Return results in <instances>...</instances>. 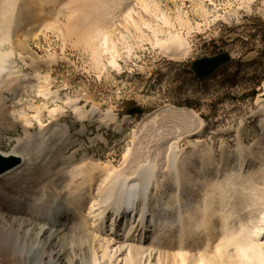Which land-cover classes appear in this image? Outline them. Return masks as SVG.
I'll list each match as a JSON object with an SVG mask.
<instances>
[{"label": "rangeland", "instance_id": "374dc122", "mask_svg": "<svg viewBox=\"0 0 264 264\" xmlns=\"http://www.w3.org/2000/svg\"><path fill=\"white\" fill-rule=\"evenodd\" d=\"M86 1L17 0L8 37L0 43V53H8L0 68V152L16 148L34 163L36 188L46 185L47 195H54L71 168L63 159L73 153L75 165L98 162L100 169L128 173L149 162L165 167L171 149L180 157L199 144L219 160L222 145L226 152L237 148V129L245 146L264 136V0H128L118 8L112 1L107 17ZM222 52L231 61L212 76L200 79L191 70L194 61ZM73 104L112 114L122 126L79 120ZM136 106L142 113L129 114ZM247 212H239L245 226L238 238L257 230L264 204ZM197 231L196 240L181 245L189 252L187 264L203 253L217 264H257L232 244L218 251L219 228Z\"/></svg>", "mask_w": 264, "mask_h": 264}, {"label": "bare ground", "instance_id": "6f19581e", "mask_svg": "<svg viewBox=\"0 0 264 264\" xmlns=\"http://www.w3.org/2000/svg\"><path fill=\"white\" fill-rule=\"evenodd\" d=\"M112 1L117 3V8L128 2L94 0L92 3L96 5L91 7L90 0L87 5L96 15L105 17ZM16 3L17 0H0V43L8 37ZM83 16L81 23L90 17V12ZM7 55V52L0 53V68L4 67ZM261 95L264 101V92ZM73 105L79 120L92 119L117 125V128L122 126L112 114L101 111L94 114L95 110L84 111ZM260 112L264 128V102ZM61 129L65 133L67 126L62 125ZM195 135L190 133L189 137ZM39 136L44 139V133L40 132ZM241 136V129H237V148L226 152L222 145L219 160L213 158L210 147L199 144L180 157L171 149L165 167L158 169L149 162L128 173L108 166L100 169L98 162H81L80 159L75 165L73 153L63 159L69 163L64 167L71 168L63 169L54 195H47L46 185L35 187L30 174L35 172L36 165L25 160L16 148L0 152L22 160L18 166L0 174V263L151 264L150 261L163 260L164 264L166 261V264H176L179 257L182 264H187L188 251L181 245L187 246L188 240L197 239L198 229L208 233L219 228L218 251L232 244L248 263L264 264V212L256 231L237 237L245 226L239 212L248 209L247 214H252L264 204V136L251 146H245ZM216 219H219L217 223ZM237 219L240 229L235 228ZM123 227L125 231L121 230ZM173 237L175 241L171 240ZM174 248L175 251L171 250ZM198 259L201 264H217L205 253L195 260ZM195 260L188 262L195 264Z\"/></svg>", "mask_w": 264, "mask_h": 264}, {"label": "water", "instance_id": "95a60500", "mask_svg": "<svg viewBox=\"0 0 264 264\" xmlns=\"http://www.w3.org/2000/svg\"><path fill=\"white\" fill-rule=\"evenodd\" d=\"M230 61V54L222 52L211 57H205L194 61L191 65V70L198 78L205 79L212 76L218 69L228 64ZM128 113H142V109L136 106L129 110ZM21 161V157L19 156L0 154V174L18 166Z\"/></svg>", "mask_w": 264, "mask_h": 264}]
</instances>
